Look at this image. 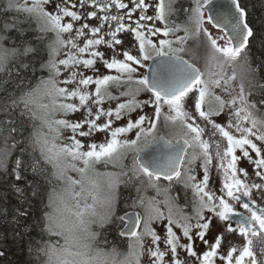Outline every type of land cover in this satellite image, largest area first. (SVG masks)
I'll use <instances>...</instances> for the list:
<instances>
[{
  "label": "snow or ice",
  "instance_id": "obj_1",
  "mask_svg": "<svg viewBox=\"0 0 264 264\" xmlns=\"http://www.w3.org/2000/svg\"><path fill=\"white\" fill-rule=\"evenodd\" d=\"M3 12L22 13L54 37L39 62L47 78L31 86L37 66L23 58L36 49L4 47L6 33L23 29L16 20L0 25V72L9 77L0 79V216L23 238L34 230L43 165L67 185L49 196L44 215L43 231L59 239L38 234L30 247L42 264H117L115 249L100 247L113 223L129 241L119 264H264V15L251 16L243 0H7ZM193 37L203 67L182 55ZM27 122L40 155L31 162L19 139ZM161 181L166 210L141 197L129 207L143 214H118L122 183L146 182L159 194ZM175 185L192 193L184 207L180 191L167 195Z\"/></svg>",
  "mask_w": 264,
  "mask_h": 264
},
{
  "label": "trees",
  "instance_id": "obj_2",
  "mask_svg": "<svg viewBox=\"0 0 264 264\" xmlns=\"http://www.w3.org/2000/svg\"><path fill=\"white\" fill-rule=\"evenodd\" d=\"M7 0H0V25H2L5 21L11 23L13 20H16L17 27L19 29H23L22 32L13 30L11 32L6 33L10 37V39L5 40L3 42L4 47L9 49L13 47H22L25 42L31 44L32 47L36 49L34 54H31L29 57H24L23 59L27 62L29 59L33 64L37 66V71L35 76H29V80L31 81V86H35L38 83L40 78H45L48 73L47 71H39V62H47L49 58L48 53V44L54 38L52 34H41L37 30V24L34 20H25L24 14H17L15 12H8L7 15L4 14L3 8L6 4ZM246 4L248 11L251 16H261L264 15V0H243ZM254 56H260L261 54L253 50ZM186 56L194 61L197 65L201 67L203 62L196 60L192 55L186 53ZM19 59V58H17ZM11 67V65H10ZM14 76V74H13ZM0 79H9V77L0 72ZM29 85L27 83L24 84V90H27ZM17 91H20L17 89ZM37 126H39V121L35 122ZM24 134L19 139L24 141V148L27 150L25 152V159L31 162L34 159H40L39 150L34 149L31 140L30 133L33 131L32 122H27L25 126ZM2 147V144H0ZM17 155L16 152H13L12 157L8 162V168L12 167V160L15 159ZM55 169L50 164L43 165V174L39 176V182L42 184V191L40 196L33 201V207L31 209L32 216L29 220V224L33 225L34 230L25 235L23 238H20L13 232V224L11 223V217H7V219L3 216H0V250L5 252V256L0 258V264H42L43 257H37L34 251H30V247L34 248L36 245L33 243L34 241L39 239V235H42L45 240L50 239L52 242H55L59 239L56 236L49 237L46 232L43 231L45 225L44 215L46 212L50 211L48 207L49 196L53 195L56 189H58L62 180L57 179L54 175ZM3 173L0 171V176ZM134 184H124L122 183L118 188V203H117V212L118 214H123L122 210H135L129 207V205L138 201V197L136 190L142 185L140 183ZM145 187V186H144ZM4 190V186L0 184V191ZM180 191L182 198L179 201L180 204L186 203L188 201V197L190 194V190H187V195L184 196V190H182L181 186L175 185L171 189V193L175 196L176 193ZM192 194V193H191ZM190 200V199H189ZM7 205H12L15 203V199L12 196L11 192L8 193V200L5 202ZM119 224L113 223L105 229L100 237V246L106 249H117L118 255L123 256L127 251V241L126 237H121L119 235ZM99 231V230H98ZM106 241V243H105ZM107 251V250H106Z\"/></svg>",
  "mask_w": 264,
  "mask_h": 264
},
{
  "label": "rangeland",
  "instance_id": "obj_3",
  "mask_svg": "<svg viewBox=\"0 0 264 264\" xmlns=\"http://www.w3.org/2000/svg\"><path fill=\"white\" fill-rule=\"evenodd\" d=\"M180 22H182V21L180 20ZM93 23H94V22H93ZM180 35H183V33L181 32ZM190 54H191V53H190ZM186 57H187V56H186ZM58 58H64V56H63V52L61 53L60 57H58ZM199 61L203 62V64L201 65V67H203L204 62H205V59H203V60H199ZM192 62H193V61H192ZM102 70H103V69H102ZM241 70H242V69H239V68L237 69L238 72L241 71ZM87 74H91V73L89 72V73H87ZM65 75H66V74H65ZM45 78H47V76H46ZM60 79H63V77H60ZM146 96H147L146 93H145V94H142V97H141V98H146ZM113 106H114V104H113ZM145 111L150 113V112H151V109H145ZM81 115H82L81 113H76V114H73V115L69 116L68 118H69V119H72V120H77V119H80V118H81ZM135 115H136V114H133V118H135ZM57 118H59V117H57ZM117 123H118V124H123L124 121H119V122H117ZM67 134H68V133H65V135H67ZM104 137H105V134H104V133H97V134L93 137V139H94L96 142H103ZM125 163H126V164H130V163H131V157H130V156H129V158L125 161ZM241 166H242V167H246V168H248V169H249V172L251 173V171H252V166H251L250 164H248L247 161H242ZM97 170L100 171V172H107V171H117L118 169L114 168L112 165H108V166L98 165V166H97ZM67 175L73 177L74 179H78V178H79V175H78L76 172H73V171H71V170L68 171ZM135 185H137V184L135 183ZM66 186H67V185H66V182H65L64 180H62V184H61V186H60L58 189L55 190V192L53 193L52 196H55V194H57V193H61V192L64 190V188H65ZM144 186H145V187H144ZM165 187H167V185H161V191H160L159 194H158V193H157V190H156L155 188H152V187H149L148 185H143V184H142V185L138 188V189H140V190H139V191L136 190L137 194H135V195L138 197V199L141 198V197H143V198H145L146 201H147V200H150V199H154V200H156L157 202H161V203H160V207H161L162 209L166 210L165 207H164V205H163V203H162V202L164 201V199H165V196H166V194H165L164 191H163V188H165ZM116 195H118V189H117ZM167 195L174 196L173 193H171V191H170ZM101 196H103V193H101ZM181 207H182V206H181ZM137 209H138L137 211H141L142 214H143V210H142V209H140V208H137ZM97 210H98L99 212H102V211H103V208L98 206V209H97ZM50 211H51V209H50ZM154 226L157 227V230H158V231H162V225L157 224V225H154ZM92 230H93V231H98V229H97L95 226H93V229H92ZM128 243H129V241H127V251H126V253H124L123 256H119V255H118V251H117V249H115V251H116V253H117V255H116V257H115V259H116V261H117V264H119V261L123 260L124 257H125V255L127 254V252H128ZM100 247H102V246H100ZM197 247H198V250H199V251H202V250L205 248V246H204L203 244H200L199 242H197ZM102 248H103V247H102ZM113 249H114V248L106 249V250H107V252H112ZM106 250H105V251H106Z\"/></svg>",
  "mask_w": 264,
  "mask_h": 264
},
{
  "label": "flooded vegetation",
  "instance_id": "obj_4",
  "mask_svg": "<svg viewBox=\"0 0 264 264\" xmlns=\"http://www.w3.org/2000/svg\"><path fill=\"white\" fill-rule=\"evenodd\" d=\"M181 21H183V18H181ZM177 22H180V20H178ZM185 47H186V51L182 55L186 56V53H189L190 52L191 55H192V57H194L196 60H203V59H205L206 53H205V51H204V49H203V47L201 45L200 39L193 37L192 39H190L188 41V43H187V45ZM142 71L146 74L147 68L143 69ZM214 164H215V162H214ZM198 172H199V169H198ZM143 185H147V183L145 182ZM161 185H167V182L166 181H161ZM210 185H212L214 187H217V188L220 185V178L215 174V171L214 170H213V177L210 180ZM173 187H175V186H173ZM191 197H192V194L190 192L188 198L191 200ZM189 199H188V201H190ZM180 205L182 207L185 206L184 204H180ZM185 211H189V209L188 208H185ZM241 211H242V209H241ZM120 227L121 226H119V230H120Z\"/></svg>",
  "mask_w": 264,
  "mask_h": 264
},
{
  "label": "water",
  "instance_id": "obj_5",
  "mask_svg": "<svg viewBox=\"0 0 264 264\" xmlns=\"http://www.w3.org/2000/svg\"><path fill=\"white\" fill-rule=\"evenodd\" d=\"M185 59H187L185 56H184ZM189 60V59H188ZM191 61V60H190ZM192 62V61H191ZM152 62L150 61L149 64H151ZM194 63V62H193ZM198 66V65H197ZM147 72H148V69H147ZM146 72V74H147Z\"/></svg>",
  "mask_w": 264,
  "mask_h": 264
}]
</instances>
